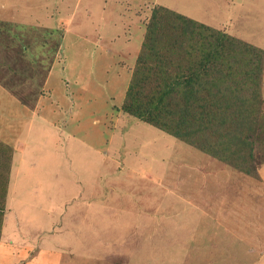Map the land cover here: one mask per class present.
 I'll return each instance as SVG.
<instances>
[{
    "label": "rangeland",
    "instance_id": "1",
    "mask_svg": "<svg viewBox=\"0 0 264 264\" xmlns=\"http://www.w3.org/2000/svg\"><path fill=\"white\" fill-rule=\"evenodd\" d=\"M200 30L234 38L208 76L221 108L193 119L178 99L171 122L196 127L191 138L126 110L156 91L153 54L186 65L171 53ZM7 43L18 61L17 73L0 61V236L10 189L48 208L42 224L79 210L95 222L78 223L89 249H66L85 264H264V0H0V53Z\"/></svg>",
    "mask_w": 264,
    "mask_h": 264
},
{
    "label": "trees",
    "instance_id": "2",
    "mask_svg": "<svg viewBox=\"0 0 264 264\" xmlns=\"http://www.w3.org/2000/svg\"><path fill=\"white\" fill-rule=\"evenodd\" d=\"M190 21H183L187 24L188 28L189 26H194ZM200 25L201 26H199V28L203 27L204 24L200 23ZM199 33L200 34H190V38L195 39L190 41L186 45V48L189 46L191 48V51H188V48L185 49V47H183V44L180 43L178 44L179 49H176L171 53L180 54L182 56V53L187 54L186 65H184V62H182V60L180 62H176L174 60L171 61V58H173V56H171L170 54H161L157 52L153 54L156 59L154 68L147 65V68H143L146 70L148 69V71L151 69L154 70L153 72L155 73L156 82L155 88L157 92L155 91L156 94L154 92L153 94H149L147 97H145L149 107L148 105H144L143 107L139 106L140 104L137 102V100H135L134 102L128 101L126 103V110L132 112L138 118L144 121L153 122L159 126L163 125L169 131L172 130L176 135L191 138L192 134L195 132L196 127H194L192 131L191 127H189L190 125H188L189 128L184 126V130H181V128L178 127L183 125L185 120H181L176 124H172L171 121L174 116L172 114L181 107L179 101L180 99L184 102V108L179 111H184L185 109L188 111L192 109L194 110L193 113H191L194 114L192 118L195 119V110L197 107H204L205 105H207L206 102L208 101L211 102V105H213V107L218 106L216 105V103L219 104V98H225L222 92L223 89L217 86L214 81H208V76L212 70H214V72L216 73L221 72L219 66L226 65V59L229 57V52L227 51H229V48H232L234 42V38L229 36L226 37V35L223 34H201L202 30H200ZM62 36V34L58 36V39L60 41L58 42V44H61ZM155 41H159V39L157 38L155 39ZM4 47L5 49L3 50V53H0V61L1 63H4V66L9 67V69L17 73V69H13V67L16 65L18 58H16V56H10V44L8 45L7 43ZM27 47L29 48L28 45L25 46L24 43L21 42L19 44L18 52H23ZM193 53H195V57H193L194 55L192 56ZM171 64L175 68L174 70H171L169 68V65ZM149 76H151L150 73H148V75L144 79L147 80ZM3 86L16 92L17 85L15 84V81H5ZM140 92L142 94V89L139 91L134 90L131 98H133V95L135 96V93H138L136 96H140ZM204 93L206 94L205 96L203 95ZM23 101L25 102V100ZM170 104H173V107L170 108ZM211 105L207 110H205L207 111L206 114L209 117H213L215 111L211 110ZM219 108H221V106H218V109ZM199 113L201 114L203 112ZM166 114H168L171 118H169V120L167 121L165 119V121H162L161 119H163ZM196 131H199V128ZM198 145H200L202 148H205L206 144L199 142ZM206 148L212 149V147L208 145L206 146Z\"/></svg>",
    "mask_w": 264,
    "mask_h": 264
},
{
    "label": "crops",
    "instance_id": "3",
    "mask_svg": "<svg viewBox=\"0 0 264 264\" xmlns=\"http://www.w3.org/2000/svg\"><path fill=\"white\" fill-rule=\"evenodd\" d=\"M14 163L12 161V168L15 169L16 173L18 164ZM24 198L26 197H15L9 189L7 197L9 208L0 236V264H85L90 261L89 257H81V253L87 247L89 249L95 241L90 244H86L84 241L80 243L76 237L77 233L83 230L85 226H88V231L92 233V230L95 229V222L94 224H91V221L87 222L86 215L81 214V210H79L80 216L74 214L72 219H64L61 224L55 223L52 221L53 219H51V225L42 224V215H49L48 208L44 206L34 207L31 205L32 203L36 204L34 201L28 204ZM36 213L38 214L36 215ZM49 218L51 217L49 216ZM68 219L73 221L72 225ZM82 221L84 222L81 224L84 226L83 228L78 226V223H82ZM56 228L61 232L52 233L51 230ZM41 231L44 234L38 237L36 241V236H39ZM73 239L74 241H72ZM67 240L69 243H66ZM80 245L84 249L77 252L78 254L72 255L66 252V249L70 248L71 250L72 247H79Z\"/></svg>",
    "mask_w": 264,
    "mask_h": 264
}]
</instances>
